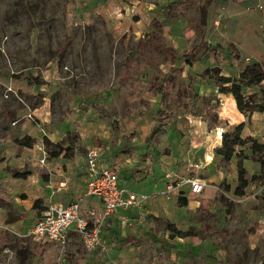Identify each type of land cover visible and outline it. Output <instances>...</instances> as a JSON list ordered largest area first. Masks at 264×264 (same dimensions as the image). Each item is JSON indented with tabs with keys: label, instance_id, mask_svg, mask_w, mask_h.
<instances>
[{
	"label": "rangeland",
	"instance_id": "1",
	"mask_svg": "<svg viewBox=\"0 0 264 264\" xmlns=\"http://www.w3.org/2000/svg\"><path fill=\"white\" fill-rule=\"evenodd\" d=\"M170 1L0 0V264H264V176L244 196L227 190L237 185L238 159L219 156L216 139L231 125L220 115L230 111L231 103L214 82L200 75L210 64L220 66L225 76H235L246 64L264 63V0H217L209 12L207 40L211 48L220 46V57L204 51L193 67L181 58L193 43L184 28L189 16L199 18L190 7L180 19H168ZM154 19L162 23L161 33L153 27ZM158 33L179 54L177 78L184 82L173 88L177 99L168 107L175 115L164 121L150 154L146 138L156 123L159 99L128 101L123 74L128 56L137 61L134 75L142 80L169 72L170 65L154 49ZM231 43L240 49L242 62L226 50ZM36 80L40 84H34ZM127 107L136 109L133 123L123 118ZM245 112L244 132L254 141L236 148V153L243 150L249 175H259L264 167V112L248 106ZM26 134L36 138L32 148L12 141ZM45 136L74 146L78 155L73 162L46 158L58 169L50 174L53 182L71 180L65 172L84 174L88 148H102L113 164L124 167L120 181L132 184L143 176L141 180L153 177L159 184L157 194L145 202L155 213L139 219L129 215L125 224L118 219L112 233L104 226L105 248L92 251L75 232L63 247L18 237L12 230L42 215L32 206L41 193L45 169L39 146ZM13 168L31 173L25 180L16 179ZM165 173L167 184L161 179ZM188 178H200L208 186L185 207L177 204L179 194L161 204L158 199L166 198L161 192L170 179L176 186ZM182 187L190 192L189 185ZM217 191L224 193L223 200L216 197ZM149 224H155V236L144 234L131 246V233ZM185 232L191 235L182 237ZM195 234L202 238L199 245L193 243Z\"/></svg>",
	"mask_w": 264,
	"mask_h": 264
},
{
	"label": "trees",
	"instance_id": "2",
	"mask_svg": "<svg viewBox=\"0 0 264 264\" xmlns=\"http://www.w3.org/2000/svg\"><path fill=\"white\" fill-rule=\"evenodd\" d=\"M171 0L167 6V18L170 20H177L187 15L190 7L194 9V14L199 19L197 20L193 16H189V24L184 28V34L188 40H192L193 43L190 49L181 57L184 62L189 66H194V62L199 59V54L207 51H215L216 59L220 57V46L211 48L207 40L208 32V16L210 9L213 7L217 0ZM71 17L72 14H71ZM152 25L157 31L162 32L163 25L159 19H154ZM66 42H69V36L71 35V25L66 28ZM198 36V39L194 41V38ZM154 49L158 51L164 57V63L170 65L169 72L161 74H154L147 80H142L139 76H135L136 60L131 56L126 58L125 71L123 78L127 81V100L133 102L137 100L141 103H145L149 96L158 97L160 107L157 110L156 123L149 132L146 138V145L149 153L154 152V143L159 131L162 128L164 121L175 115V112L171 111L168 105L177 99L173 93L175 84L179 81L184 82L182 78H177L178 68L177 62L179 60V54L173 48L172 45H166L163 41V37L158 33L156 39H154ZM223 50V49H222ZM226 50L233 55V57L239 61H243V55L240 49L233 43L228 44ZM141 53V52H140ZM211 61V60H210ZM190 75V81L194 80L192 74ZM202 77L211 80L218 88V93L228 95L231 103L230 111L224 110L220 112L222 118L228 119L232 123H238L242 117V113L245 112V107H254L259 112H264V63L253 62L243 66L241 71L235 76H225L222 74V68L217 65L210 64L200 74ZM17 78V76H14ZM38 79V78H37ZM34 84H40L39 80H36ZM30 87H33L31 85ZM101 91L107 92V88H102ZM147 104V108H150V104ZM237 107V109H236ZM138 109V108H137ZM136 109L127 107L124 113V120L129 123H133V116ZM242 112V113H241ZM139 115L140 111L138 112ZM225 130H224V129ZM219 131L216 143L218 147L216 153L223 157L225 161H231L236 155L238 159L237 164V185L232 189L227 186L228 191L241 197L246 194L247 189L256 181L260 180L264 176V167L262 166L259 175L250 176L247 169L243 165V161L248 158V155L236 153V148L246 147L252 143L253 137L245 134V122L240 124L228 125ZM1 141V137H0ZM12 141L16 146H25L32 148L36 143V138L31 135H18L12 138ZM44 149L47 153V159L49 162H55L63 157L64 160H70L74 157L76 148L72 145H66L63 142H55L45 136L43 138ZM11 173L14 178L25 180L28 178L31 172L26 168H13ZM47 179V176H43ZM1 185V184H0ZM185 195L186 192L182 191L177 196V204L181 207H185L189 203V199L195 196L194 193ZM82 196V195H81ZM95 196H86L82 206V213L85 215V210L88 207L94 206L89 203L88 198ZM216 197L220 200L224 199V193L221 191L216 192ZM206 199H202L201 207L206 206ZM99 203V202H98ZM99 205V204H98ZM87 207V208H86ZM33 209L41 212L45 211L48 207L43 206V200L38 199L33 203ZM18 217H15L17 219ZM182 237L191 235L190 232L181 234ZM201 236L197 234L192 235L193 243L199 245L201 243Z\"/></svg>",
	"mask_w": 264,
	"mask_h": 264
},
{
	"label": "built area",
	"instance_id": "3",
	"mask_svg": "<svg viewBox=\"0 0 264 264\" xmlns=\"http://www.w3.org/2000/svg\"><path fill=\"white\" fill-rule=\"evenodd\" d=\"M44 152L42 163L46 164L47 154ZM105 150L98 147L88 148L85 155L84 183L85 194L64 205L49 206L42 212L41 217L23 225L18 230H12L18 237L31 239L41 244H54L63 247L71 233L79 234L87 250L98 247L105 248L102 243L104 226H109V220L120 211L135 210L143 214L145 202L155 194H139L123 185L115 168L102 162ZM180 178L179 176H175ZM161 194L166 197L180 189L184 184L189 185L190 192L200 195L208 184L200 178H188L175 186L174 180ZM157 194V193H156ZM86 196H95L99 206H91L82 213ZM122 223L127 218L120 217ZM2 225H0L1 228ZM8 229V228H5Z\"/></svg>",
	"mask_w": 264,
	"mask_h": 264
},
{
	"label": "crops",
	"instance_id": "4",
	"mask_svg": "<svg viewBox=\"0 0 264 264\" xmlns=\"http://www.w3.org/2000/svg\"><path fill=\"white\" fill-rule=\"evenodd\" d=\"M236 109H237V107H236ZM242 117H243V115H242ZM223 119H225V118H223ZM225 120L228 123H230V121L228 119H225ZM243 122H244V117L243 118H240L239 122L236 123V124H240V123H243ZM230 124L231 125H234L232 122ZM40 141L42 142L43 139H40ZM39 147L41 149L44 147L43 146V142L40 144ZM108 154L109 153L106 152L103 155L102 162L104 164H108L112 168H115L116 171H118V173L121 174L120 173V170L123 169L124 167L122 165H119V164H116V163L113 164L112 160L109 157H107ZM39 156H40V154H39ZM75 157L76 158L78 157V155H76V153H75V155H74V157L72 159H70V160H64L63 159V161L73 162L74 159H75ZM61 158H63V157H61ZM152 161H155V160L153 159ZM49 164L50 163H48V162H46V164H41V167L43 169H45L44 172H43L44 174H42V177L43 176H47V179H44V178L42 179V182L40 183L41 185L38 186V190L41 189V193L39 195L35 196V200L33 201V203L36 200L41 199V200H43V206H45V207H49L51 205L52 206H54V205L55 206H57V205H64V204H68L71 201L76 200V198H78L77 196L80 197L81 195L83 196L85 194L84 174H81V175L80 174L73 175L72 173L69 174L68 172H65V173H67L69 175V177L72 178L71 180L68 177H65V178H62L61 177V178H59L58 181L53 182V180L50 177V174L51 175L56 174L58 172V169H56L54 166H50ZM63 171H64V169H63ZM31 177H34V176H31ZM31 177H29V179ZM141 179H143V176L140 177V178H137L136 177V182H134L132 184L128 183L127 181H123L122 182V180H121V183L123 185H125L126 187L130 188L131 190L139 193V194L151 195V194H154V193L157 192V189H159V187H158L159 184H157L155 182V180L153 179V177L152 178H148V179H144V181L141 180ZM161 179H164L166 181V184H167L168 183V173H165V176L164 177H161ZM35 183L37 184L38 182H35ZM132 186L135 189H133ZM178 190H180V192L186 191L183 187H181ZM75 193H77V194H75ZM177 194H179V193L178 192L176 193V190H175L172 193V196L177 195ZM188 194H190V193L189 192H186L185 195H188ZM150 200L151 199L148 200V203L150 202ZM158 200H161V204L162 203H168V197H166V198H159ZM88 201H89V203H91L92 205H94L96 207L99 206L98 205L99 204L98 203L99 200L96 197H91V198L89 197L88 198ZM190 201H189V203H190ZM156 202H157V200H156ZM148 203H146V204H148ZM146 204L144 205V211H143V214L142 215H140L139 212H137L135 210H131V211H120L118 214H116L113 217H111V219L109 220V226H107V228H109L110 232L112 233L113 230H114V228H115V225L117 224L116 222H117L118 219L120 220V217H122V218L125 217V218L129 219L128 216L130 215L131 218L136 217V218L139 219L140 217H143L144 215H146V213H153L154 214L155 213V209H153V211L150 212L146 208ZM135 221H137V219H134V222ZM18 223H21L22 224L23 222H18ZM18 223H16V224H18ZM121 223H122V221H121ZM154 225L155 224H149V226H147V227L146 226H143V230L133 231L131 233V238H135V239H134V242L133 243H131L132 241L130 242V245L132 246L134 243L140 242L141 239L143 238L144 234H150L152 236H155L156 227ZM122 227H125V226H122ZM121 230H123V228ZM145 230L146 231L148 230L150 232L149 233L144 232ZM149 238L151 239V237H149ZM40 245H44V244H41L40 243Z\"/></svg>",
	"mask_w": 264,
	"mask_h": 264
}]
</instances>
